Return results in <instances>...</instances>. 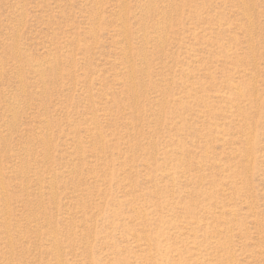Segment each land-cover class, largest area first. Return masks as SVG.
I'll return each mask as SVG.
<instances>
[{"label":"rangeland","instance_id":"374dc122","mask_svg":"<svg viewBox=\"0 0 264 264\" xmlns=\"http://www.w3.org/2000/svg\"><path fill=\"white\" fill-rule=\"evenodd\" d=\"M0 264H264V0H0Z\"/></svg>","mask_w":264,"mask_h":264},{"label":"bare ground","instance_id":"6f19581e","mask_svg":"<svg viewBox=\"0 0 264 264\" xmlns=\"http://www.w3.org/2000/svg\"><path fill=\"white\" fill-rule=\"evenodd\" d=\"M194 246V245H193ZM171 247V246H170ZM200 252V251H199ZM170 254V253H169ZM159 256V255H158Z\"/></svg>","mask_w":264,"mask_h":264}]
</instances>
